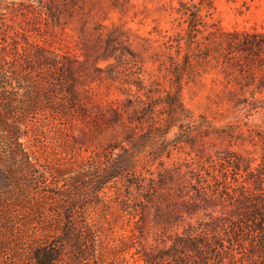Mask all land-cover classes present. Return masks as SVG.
<instances>
[{
    "label": "trees",
    "instance_id": "1",
    "mask_svg": "<svg viewBox=\"0 0 264 264\" xmlns=\"http://www.w3.org/2000/svg\"><path fill=\"white\" fill-rule=\"evenodd\" d=\"M213 10L212 0H179L176 12L184 27L155 55L158 68L152 76L126 49V32L114 27L105 34L101 27L98 39L114 51L101 60L110 71L102 80L118 82L116 89L125 96L116 102L122 108H109V117L89 118L86 105L94 98H79L67 56L34 45L33 52L16 51L9 61L0 50V225L19 239L18 249L27 250L35 264H58L67 247L79 264L106 263L97 250L106 213L94 219L89 209L105 206L104 190L117 180L124 182L127 194L136 192L135 206L142 212L156 213L162 201L182 200L184 190L198 194L208 207H220L219 214L176 233L168 248L144 252V264H264V157L258 167L244 168L240 178L238 158L226 157L218 166L202 152L171 165L161 160L164 155L171 159V150L181 144L193 145L195 132L207 137L214 130L181 99L183 86L204 74L215 71L232 84L227 100L234 107L238 101L264 107L263 100L254 99L264 92V32L225 31L208 21ZM17 58L24 60L18 61L19 70L14 69ZM166 81L174 92L165 88ZM39 114L81 119L82 127L69 123L84 137L109 136V141L96 158L74 169L62 131L35 125ZM173 127L179 132L169 140ZM30 135L32 144L23 140ZM155 161L156 171L146 169ZM140 165L148 176L138 174Z\"/></svg>",
    "mask_w": 264,
    "mask_h": 264
},
{
    "label": "rangeland",
    "instance_id": "2",
    "mask_svg": "<svg viewBox=\"0 0 264 264\" xmlns=\"http://www.w3.org/2000/svg\"><path fill=\"white\" fill-rule=\"evenodd\" d=\"M212 1L214 10L208 19L210 23L225 31L264 32V0ZM178 6L179 0H0V50H5L9 61L15 59L16 51L21 55L33 52L34 45L67 56L66 60L75 72L79 98L83 101L88 95L94 98L86 105L89 118H98L100 114L109 117V108H122L121 102H116L124 101L125 96L117 91L118 82L102 80L110 71L105 69L108 62L101 60L114 51L111 44L98 39V31L105 27L106 34L108 29L118 27L126 32L130 37L126 49L142 61L147 74L156 75L155 55L164 52L163 43L184 27L180 25V16L176 12ZM16 60L14 69L19 70V63L23 64L24 60ZM231 86L215 71L204 74L197 83L183 86L181 99L185 108L196 118L204 116L214 130L207 137L204 132L201 135L195 132L193 145L181 144L179 149L171 150V159L165 155L161 158L166 165H171L177 158L191 160L202 152L217 166L226 157L241 159L239 178L245 177L243 170L249 164L251 168L258 167L264 157V107L241 101L236 107L229 104L227 91ZM165 88L175 91L168 81ZM249 96L246 94L245 98L250 99ZM254 99L264 101V92L256 93ZM34 122L35 125L48 124L53 131H62V138L68 142L64 151L68 157H73L74 169H78L82 161L96 158L95 152L109 141V136L84 137L79 128L69 123L82 127L81 119L53 120L48 115L39 114ZM231 128L232 137H229ZM178 132L177 127H173L167 139L173 140ZM23 140L34 143L31 135ZM157 165L155 161L146 169L156 171ZM146 169L140 165L138 174L148 176ZM110 187L104 190L105 206L93 205L89 209L94 219L106 213L107 222L97 237L98 254L104 258L105 264H144L141 259L144 252L155 254L168 248L176 233L182 234L188 224H197L220 211L219 206L208 207L198 194L184 190L182 200L162 201L156 213L154 209L142 212L135 206L136 192L132 190L130 195L127 194L122 180ZM128 199L129 205L126 204ZM3 226L0 225V264H35L27 250L18 249L19 239L2 231ZM61 255L58 264H79L70 247Z\"/></svg>",
    "mask_w": 264,
    "mask_h": 264
}]
</instances>
